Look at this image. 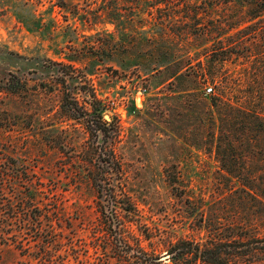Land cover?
Instances as JSON below:
<instances>
[{
  "label": "rangeland",
  "instance_id": "obj_1",
  "mask_svg": "<svg viewBox=\"0 0 264 264\" xmlns=\"http://www.w3.org/2000/svg\"><path fill=\"white\" fill-rule=\"evenodd\" d=\"M198 2L0 0V161L33 169L49 206L60 207L53 257L64 264H202L165 255L214 231L232 264H264V122L233 109L264 99V31L250 33L264 18L228 35L248 44L249 60L241 48L216 62L218 46L194 34L202 24L181 15L239 6ZM211 63L214 81L191 76ZM110 190L121 244L102 213ZM231 223L259 241L227 240ZM247 249L255 257L240 259ZM27 258L0 240V264Z\"/></svg>",
  "mask_w": 264,
  "mask_h": 264
},
{
  "label": "trees",
  "instance_id": "obj_2",
  "mask_svg": "<svg viewBox=\"0 0 264 264\" xmlns=\"http://www.w3.org/2000/svg\"><path fill=\"white\" fill-rule=\"evenodd\" d=\"M162 1L165 4H169L174 0ZM204 2L207 4V0H201V2L198 3L204 4ZM224 3V8L237 5L239 6V9L237 8L234 11H231V13L227 12L218 17L215 15L211 16L212 11L216 10V6L207 5L209 10L205 9L206 7L202 10L196 8L189 10L186 8L181 15V20L183 21L191 19L193 27V22H197L195 25L202 24V26L194 27V34L202 38L205 43H209L206 48L218 46L217 49H219L220 52L216 58L212 60L216 62L224 61L229 58L233 53V49H244L248 45L242 43V40H238L233 44L228 43V35L231 31H238L236 34H239L241 31L245 30L244 28H248V22L264 18V0H227V2ZM204 15L212 17L210 23L205 24L199 21L200 19H204ZM262 31H264V24L252 28L250 33L259 34ZM223 35L227 36L224 37ZM242 56H244L246 60H249V57L252 55H250L247 48H245V52ZM185 74L186 71H182L181 67L173 74V77L179 78ZM217 74L218 70L214 64L211 63L207 69L196 70L191 76L214 81ZM254 79L255 78H253V81ZM259 83L261 88L256 90L261 95L264 84L261 82ZM259 83H257V85H259ZM263 98L264 97L261 99ZM241 103L242 104L235 106L233 109L247 116L250 125L256 123V126H259L264 122V114L259 107V104L261 103L264 106V99L258 103L250 102V107H247V104H243V102ZM230 165L232 164H229V166ZM32 171L33 169H27L20 164L17 159L6 158L0 161V240L6 244H13L20 251L21 255L28 256L29 258H27V261L25 260V264H33L30 261L32 258H38L37 260L39 264H64L59 258L56 259L53 257L54 252L57 251V247L61 243V241L58 242L57 239L61 237V230H59V228L57 229L53 224L54 219L58 220L62 215L61 212H59L60 207H54L52 209L49 206V200L42 195L41 188L36 186V181L32 178ZM98 186L100 189L104 187L103 180H98ZM103 197L107 204L103 206L102 213L106 218L108 228L114 236H117V244H121L123 240L118 235V219L114 208L116 196L114 192L110 190L107 195ZM54 212L58 214V217L52 219ZM236 224L237 223L230 224L232 226H229L228 233L224 236L228 237L227 240L231 242L239 241V237H241L242 241L240 244L244 243L241 244L240 247L245 248L249 247L251 243L259 241L257 236H254V234L251 233L250 227L236 226ZM238 230L241 232L239 233ZM208 231H210V229H208ZM221 241L222 238L220 237L219 232L215 231L212 233L210 232L206 242L202 245L188 244V247H186V242L179 241L177 244H172L167 253L169 256L165 259H171L174 263H179L183 257L190 256L195 259L199 258V261L202 264H232L233 262H236L234 257L227 259L222 256L220 249ZM249 256L255 257V253L252 252L251 249H247L245 254H241L240 259L245 257V259H247ZM160 258L161 256H158L155 259L159 260ZM160 261L161 260L158 262ZM248 264H252V261H249Z\"/></svg>",
  "mask_w": 264,
  "mask_h": 264
},
{
  "label": "built area",
  "instance_id": "obj_3",
  "mask_svg": "<svg viewBox=\"0 0 264 264\" xmlns=\"http://www.w3.org/2000/svg\"><path fill=\"white\" fill-rule=\"evenodd\" d=\"M205 91H206V93L211 92V91H212V87H211V86L206 87V88H205Z\"/></svg>",
  "mask_w": 264,
  "mask_h": 264
},
{
  "label": "water",
  "instance_id": "obj_4",
  "mask_svg": "<svg viewBox=\"0 0 264 264\" xmlns=\"http://www.w3.org/2000/svg\"><path fill=\"white\" fill-rule=\"evenodd\" d=\"M105 118H107V119H108L109 117H108L107 115H105ZM165 256H166L165 258H167L169 255H165Z\"/></svg>",
  "mask_w": 264,
  "mask_h": 264
}]
</instances>
